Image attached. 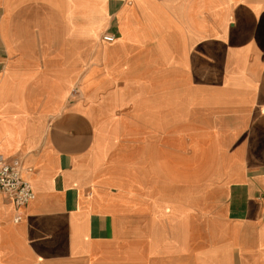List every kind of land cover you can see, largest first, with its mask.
<instances>
[{
  "label": "crops",
  "instance_id": "0c3cea01",
  "mask_svg": "<svg viewBox=\"0 0 264 264\" xmlns=\"http://www.w3.org/2000/svg\"><path fill=\"white\" fill-rule=\"evenodd\" d=\"M1 157L0 264H264V0H0Z\"/></svg>",
  "mask_w": 264,
  "mask_h": 264
},
{
  "label": "built area",
  "instance_id": "2783aa9c",
  "mask_svg": "<svg viewBox=\"0 0 264 264\" xmlns=\"http://www.w3.org/2000/svg\"><path fill=\"white\" fill-rule=\"evenodd\" d=\"M115 36L105 35L103 40L114 41ZM23 165L19 159L0 158V194L5 195L17 207H22L34 199L33 185L23 176ZM20 216L16 220H19Z\"/></svg>",
  "mask_w": 264,
  "mask_h": 264
}]
</instances>
